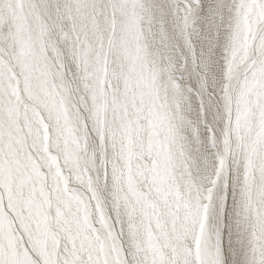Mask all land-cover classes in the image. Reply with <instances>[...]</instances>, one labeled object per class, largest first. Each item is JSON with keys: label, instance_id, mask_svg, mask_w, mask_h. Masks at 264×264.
I'll return each mask as SVG.
<instances>
[{"label": "snow or ice", "instance_id": "6c2138e0", "mask_svg": "<svg viewBox=\"0 0 264 264\" xmlns=\"http://www.w3.org/2000/svg\"><path fill=\"white\" fill-rule=\"evenodd\" d=\"M0 264H264V0H0Z\"/></svg>", "mask_w": 264, "mask_h": 264}]
</instances>
